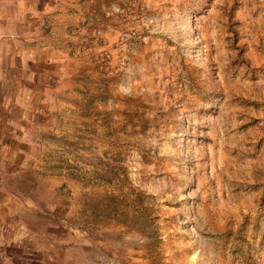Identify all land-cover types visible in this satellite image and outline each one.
<instances>
[{
	"label": "rangeland",
	"instance_id": "1",
	"mask_svg": "<svg viewBox=\"0 0 264 264\" xmlns=\"http://www.w3.org/2000/svg\"><path fill=\"white\" fill-rule=\"evenodd\" d=\"M81 3L54 41L71 89L0 168V223L39 226V264H264V0Z\"/></svg>",
	"mask_w": 264,
	"mask_h": 264
},
{
	"label": "crops",
	"instance_id": "2",
	"mask_svg": "<svg viewBox=\"0 0 264 264\" xmlns=\"http://www.w3.org/2000/svg\"><path fill=\"white\" fill-rule=\"evenodd\" d=\"M81 1L0 0V32H3L0 39L14 45L12 51L7 48L8 43L0 45L1 169L13 171L25 166L24 159L32 148L40 145L39 136L51 127L67 90L71 89L66 66L71 60V51L54 41L59 32L75 22L78 14L74 8L83 7ZM38 7L54 10L48 19L33 18L26 12ZM63 8L73 13L62 14ZM17 9L26 13H18ZM32 23L33 27L29 25ZM35 23H41L39 28ZM7 24L12 26H5ZM12 56L13 60L10 59ZM4 194L0 193V200L5 198ZM5 206L0 203V217ZM35 214L29 213L28 216L26 213L27 221H31ZM36 228L39 226H32L24 220L18 224L0 223V264H39L47 258L53 261V255L47 256L46 248L29 247L32 242L28 240L29 232ZM10 231L19 233V237L14 235L13 241H8L6 233ZM9 246L15 248L14 255L12 250L7 251Z\"/></svg>",
	"mask_w": 264,
	"mask_h": 264
}]
</instances>
